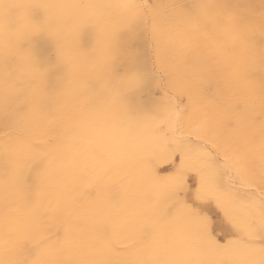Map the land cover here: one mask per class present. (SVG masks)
<instances>
[{
  "label": "snow or ice",
  "instance_id": "6c2138e0",
  "mask_svg": "<svg viewBox=\"0 0 264 264\" xmlns=\"http://www.w3.org/2000/svg\"><path fill=\"white\" fill-rule=\"evenodd\" d=\"M6 5L9 7L19 6L18 3L4 4L0 2V12H4ZM204 7V5H198V12ZM65 8L78 11L104 8L116 10L124 15L125 22L119 28L111 31L106 29L101 18L88 20L81 24V31L86 27H91L96 34V46L90 57L91 68L99 69L103 77L115 81V91L121 98L129 91L146 88L150 83H155L157 87L163 84L165 87L175 88L183 81L188 104L182 110L178 103L179 96H170L168 103L157 110L152 124L153 130L157 134H163L160 136L162 145H174L167 152V156L169 159L174 157L178 162L177 169L169 176L153 181L155 188L164 195L166 200L171 202L167 211L170 207H175L178 216L187 215L176 198V193L183 184L187 172L195 171L199 175L202 196L212 195L218 201H232L236 198L235 193L239 186L252 187L254 185L258 167L259 232L264 238V42L257 47L252 39L257 30L261 35H264V0H260L258 13L254 8L233 7V10L224 17L223 23L227 28L225 34L231 40L240 42L239 53L228 57L222 56L223 43L220 42L215 48L219 58L215 59L213 63L202 64L196 72H190L187 66H184L183 72H178L162 66L156 68L153 65L126 71L124 74H118L112 68L114 60L110 55V41L119 32L136 28L138 25L149 28L155 38L167 24L165 17L158 12V6L151 5L147 0H117L115 3L105 5H33L24 19L30 27V31L23 34L20 25L10 28L7 37L0 36V46L3 47L7 59L13 52L28 53L27 46L35 36H47L55 45L62 74L55 79H49L36 64L30 71H25L17 65L15 74H13L6 64L3 75H0V117H2L0 122L10 129V133H14V135L6 134L9 135L10 142L0 146V157H2L4 165L0 184L3 185L4 190L7 189L8 204L13 203L11 197L27 187L22 170L25 166L30 167L29 162L35 160L30 145L25 143L26 126L33 118L54 116L61 97L65 94L64 78L78 70V63L83 56V51L78 43H73L71 46L62 43L60 33L56 30V25L67 23L71 19L59 15L55 11ZM37 13L39 14L37 15ZM185 14L190 15L189 13ZM257 15L258 21L255 19ZM211 22L214 26L216 25L214 19ZM257 63H259L261 71L258 96L256 94L257 80L254 75ZM224 66L229 69V76L237 86L239 98L233 100L229 96L224 109L227 115L223 118L217 114L205 113L198 121H192V112L197 98L202 95L201 87H193L192 82H202L205 78H212L218 75ZM241 84H247L248 87L242 88ZM181 112L190 121L191 130L187 136L169 138L167 132L174 134L180 130ZM225 126L231 128L232 136L225 145L230 147L231 151L223 152L222 164L209 165L208 162L213 154L219 153L221 149L218 137ZM232 144L239 145L240 150L232 148ZM192 145L195 147L193 148ZM68 166L78 169L81 176L75 186L67 188L62 194L56 211L57 214L71 220L82 210L83 202L92 203V194L98 187V183L90 173L86 159L61 161L62 168ZM145 170L149 175H153L152 169L147 165ZM225 175L229 177L227 185L223 182ZM107 176L108 173L105 172V177ZM115 183L117 180H112L106 185V190L110 191L112 184ZM256 207L255 200L249 201L246 206L247 209ZM192 219L198 225V231L194 236L200 246L211 254H223L221 258L209 259L203 261L202 264H264V245L257 249L239 237L222 244L207 235L203 221L194 217ZM153 223L149 219L131 220L122 226L119 233L105 237L99 242L103 259L92 262L67 261L65 264H167L163 261L131 259L125 254L127 250L118 246L119 237L123 235L134 240L137 238L142 240L148 235ZM5 224H8V227L0 233V252L7 249L13 253V256L8 259L0 258V264H54L49 260L14 258L15 253L23 250L25 246L32 249L41 248L43 238L38 236V226L34 227L32 232L22 235L19 225H12V220L4 215L0 217V227L4 228ZM235 227L249 241L257 238L255 225L238 221L235 223ZM74 243L75 240L70 235V229H66L61 245ZM60 250L63 251V247ZM256 255H259V260L254 258Z\"/></svg>",
  "mask_w": 264,
  "mask_h": 264
},
{
  "label": "bare ground",
  "instance_id": "6f19581e",
  "mask_svg": "<svg viewBox=\"0 0 264 264\" xmlns=\"http://www.w3.org/2000/svg\"><path fill=\"white\" fill-rule=\"evenodd\" d=\"M114 1L116 2V0ZM204 1L209 5V9L211 11H213L214 9L216 14L221 13V15H226L229 12V10H233V8H231L230 6L227 7V5L230 4L224 1H220V0H204ZM0 2L4 4H8V3L19 4V6H11V7L6 5L4 12L3 13L0 12V32H1L2 30L5 29L9 30L10 28H16L17 20L15 16L20 13L21 15L24 14L23 16L24 18H21L24 20L29 13L28 7L29 6L31 7V5H40V4L68 5L67 2L68 3L71 2L74 4L77 1L75 0H0ZM147 2H149V0H147ZM151 2H153V5L158 6V12L162 14V16H164L165 12L167 11L166 6L164 5L165 0H151ZM235 2L237 1L236 0L232 1V5L233 6L236 5L238 7L239 5H237ZM164 9L166 10L164 11ZM55 11L59 15H64L71 18L67 23H60L56 25V30L60 33L61 36V42L62 43L78 42L82 46H84L85 40L88 38V36H90V33L91 35H93L92 28L86 27L84 28L83 31L77 32L75 23L80 18L79 17L75 18L78 15L77 13L72 12V11L75 12L76 10H73L72 8H65ZM7 14H9V17L4 19L5 16H7ZM83 16H84L83 23L88 22L89 19L88 18L85 19L86 15ZM122 18L124 19V17ZM159 18L160 17L158 16V19ZM255 19L257 21L259 20L258 15L257 17H255ZM121 20L117 21L116 28H119L121 26L122 24ZM27 27L28 30L26 31L28 33L30 31V27L29 26ZM168 28L170 29L169 26ZM171 28H173V26ZM147 30L150 29L138 25L136 26V28L121 31L118 33V35L115 36L116 37L115 68L120 66L123 67L126 71H131L142 68L144 66L149 67L147 63L149 47H147V45L144 44L140 46L139 44L140 47L136 49L133 46V42L138 40H134V41L131 40L132 37L142 34L141 32L149 35ZM167 31L168 30H166L165 32ZM160 34L161 33L159 32L156 35V37H159ZM6 35H8V33ZM150 35L153 36L151 32ZM150 35L149 37H151ZM254 42L256 46L259 47V44H257L258 42L256 41ZM30 44L32 46L31 51L28 54L25 53L17 57L18 61L19 62L32 61L33 66L34 64L39 65L40 71H42L43 74L49 79H55L57 76H60L62 74V69L59 65L58 59L55 65H51L47 63L45 60V55L48 52L56 51L55 45L53 44L52 40L47 36L37 35L31 40ZM232 46L234 51H236L237 53L240 52L241 48L237 49L236 48L237 45H235V43H232ZM85 51H89V50L85 49ZM170 51L168 53H170ZM160 54L161 53H159L158 55ZM90 57H91L90 55L87 56L88 66H91ZM2 58L3 56L1 57V59ZM10 61L11 60H9V62ZM12 62L13 59L11 63ZM254 73L260 79L261 71H260L259 63L256 64L254 68ZM113 85H114V92L116 95V133H115L116 138H113V144L108 149L112 147L113 149H116V161H114L113 159L114 154L111 153H109V156L113 159L112 161H110V159H106V160L102 159L99 157V155L96 156L93 160H91L90 158L94 157L93 149H96L95 147H93L92 150H90V153L86 155L78 154L80 157L78 159H86L88 161L90 173L93 174L94 178L97 180L98 185H103L110 179H117V178L121 179L120 181L122 187V191H121L122 194L116 195L112 192L113 190L112 191H107L106 189L101 190L99 194V198L98 200L96 199L97 200L96 202L93 201L94 203L92 202V204L88 205L87 208L84 209L82 213L79 212L80 213L79 215L71 219L72 220L71 226L66 227V225L64 224L66 229H70V235L75 240L74 244L62 246L61 242H58L57 239L55 240L53 236H50L48 233V229L44 228L42 225V220H46L48 222L62 223L63 225L62 221L64 220V216L57 214L56 208L58 207L62 198V194L65 192V190L71 186H75L79 182L81 176V173L79 172L78 169H74L69 176L67 177L64 176L63 168L61 167V161L66 162L74 159L73 149L77 148L75 144L72 142L71 136L68 135L66 131L65 133L67 134V137L63 138L58 144V149L60 151L59 154L53 157L52 159H50V162L48 163L49 171L47 175L49 177V180L46 183H42L44 184V189L32 188L27 185L26 188L21 189L20 193L11 197V199L13 200L12 204H8L7 195H5L4 193L3 194L5 196H3L2 198L0 197V209L2 210L5 209L6 211H8L7 213H9V210H17V208L20 207L21 203L25 204L23 209L25 212L28 213L29 217L27 222L23 224H19V227L22 230V235L25 233L32 232L33 228L38 226V236L39 237L46 236V240L48 243L46 245H48V248H46L45 255L41 254V256H43L41 260H46L45 256L47 255H50L49 257L47 256L49 259L51 258L54 259L53 260L54 264H57L58 262L56 261L61 257H64L65 260L64 255H66L67 257L66 261L92 262V261L101 260L104 258V256L100 248V244H99L100 241H102L105 237L114 236L115 234L119 233L122 226L127 222L131 220H144V219H149L154 222L151 229L152 235L151 238H149L150 241L148 244H144L145 242L144 243L141 242L142 244L141 243L138 244L139 238L134 240L128 238L126 235L119 237V241L122 242V246H123V242L125 243L129 242V244H131L130 242H132V244L134 243L136 245L134 246L133 249L128 250L125 253L131 259H137L141 261H163V262H167V264H202L203 261L209 259L221 258L223 254H211L208 251H206L204 248H202L200 244L196 241L194 235L198 231V225L193 221L192 219L193 217L196 218L197 220L203 221L207 235L213 239H216L222 244L227 243V241L229 240L237 239L239 237L244 242L251 244L257 249L262 245H264V238H262V234L259 232V207H258L259 197H260L259 178H258L259 168L257 167V179L255 180L254 185L252 187L239 186L236 189V193H235L236 198L232 201H223V200L218 201L212 195L202 196L201 188L199 186L200 184L199 175H197L196 173L197 176L196 178H194L193 173H195V171L187 172L185 174L183 184L180 186L178 192L176 193V198L178 199L179 203L183 206L187 215L178 216L176 210L168 209L167 211V207L171 202L166 200L164 195L161 194L155 188L153 181L154 179L167 177L177 169L178 162L175 160V158L173 157L172 159H169L167 156V152L170 151L171 147H174V145L165 144L163 150L160 148L161 135L157 134L155 130H153L152 128L153 111L151 112V110L149 111L147 109L145 110L144 107L139 103L140 102L139 92L141 90L129 91L125 93L123 98H121V96L118 95L117 92L115 91V82ZM242 86L246 88L248 87L247 84H241L240 87ZM235 87H237L236 84L232 81V79L229 78L227 80H224L220 87L218 88L214 87L212 91L213 92L212 96L206 100V103L213 108L214 114L219 115L221 118L227 115V113L224 111L228 103L227 98H229L231 94L235 97V99L239 98V95L235 96L233 94V89ZM64 92L65 94L61 97V99L64 97L67 98L73 97V95L75 94V92L72 93L70 86L68 88H64ZM256 94L257 96L259 95V80H257ZM157 106L159 109V105ZM59 110H60V104L56 108L54 116L58 113ZM156 112L157 111H155V114ZM195 113L196 110L194 108L192 114ZM124 114L125 115L127 114L126 115L127 118ZM54 116L51 118H45L48 119L46 121H43L44 118H36L37 121H35V123H38L39 125L53 124V121L55 122ZM51 119L53 121H51ZM198 120H196L195 118V121ZM184 123L186 122H183V124ZM141 126L142 128H140ZM48 128L50 127H44V128L41 127L42 130H46ZM184 128H186V126ZM182 130L185 131L184 129ZM6 132L7 133H4V137L2 138L0 146H3L5 143L10 142L9 135H6L8 134V131ZM103 132L104 130L102 128L95 129L92 132V134H94L95 136H100ZM36 133H34L33 131L27 128L24 133L25 143L30 145V149L32 153L34 148L40 146V144H38L35 141ZM229 133L230 136L228 137L226 136V138L218 137V142L221 149L219 153L213 154L212 158L208 162L209 165L214 166L223 163L224 159L222 158L221 153H223V148L226 147L230 148L228 146H225L232 136V133L231 132ZM174 134L179 137L183 135V133L179 131H177ZM97 140L101 141L102 139L97 138ZM192 147L194 148L195 145H192ZM232 148L240 150L239 145L237 144H232ZM51 149L54 150L53 148ZM153 157H155L157 161H154ZM129 158L132 159L128 160ZM256 163L258 164V160L256 161ZM125 165H130V167L124 168ZM146 165L152 169L153 175H149L147 173V171L145 170ZM0 166H3L2 157H0ZM39 167L40 165L38 166V168ZM29 170L23 172V176L26 181L29 180V179L27 180V178L34 180L36 179L37 176L34 175L35 172L32 171L33 168L31 171ZM105 172L108 173L107 177H105ZM2 176L3 175H1L0 177ZM223 182L225 183V185L229 183V177L227 175L223 177ZM1 188L4 189L3 186H0V191ZM252 200L256 201L257 207L255 209H247L246 206L249 204V201ZM238 221L242 223L246 222L255 225L257 230V238L255 240L249 241L246 236H243L242 233H240L235 227V223ZM68 225L70 224L68 223ZM4 227H6V225ZM6 229L7 227L2 228L0 233H2V231ZM147 239L148 238H146V240ZM62 247H63V251L60 250ZM128 247L129 246H127L126 248L128 249ZM11 253H12L11 251L5 249L4 251L0 252V258L8 259L9 257L12 256ZM254 258L259 260V255H256ZM29 259L30 258L28 257V260Z\"/></svg>",
  "mask_w": 264,
  "mask_h": 264
},
{
  "label": "rangeland",
  "instance_id": "374dc122",
  "mask_svg": "<svg viewBox=\"0 0 264 264\" xmlns=\"http://www.w3.org/2000/svg\"><path fill=\"white\" fill-rule=\"evenodd\" d=\"M75 1H77V2L74 4L105 5V4H109V3H115L114 0H107V1H105V0L104 1H102V0H75ZM220 1H224L228 4H230V5H227V7H229V6L231 8L237 7L236 5H234V6L232 5V1H235V0H220ZM236 1L237 2H235V3L237 5H239L238 7L241 9H249V8L254 7L256 12L257 13L259 12L260 0H236ZM116 2H117V0H116ZM148 3L153 5V2H151V0H149ZM67 4L72 5L73 3L67 2ZM164 5L166 6L167 11L165 12L163 17H165V23H167V24H166L165 28L163 29V31L160 32L162 35L160 34L159 37L154 38L153 36L150 35L151 31L147 30L151 37H149V35L141 32L142 34H139V35L131 38V40H133V41L138 40V41L133 42L134 48L137 49L143 44L147 45V47H149L148 48V62H147L149 67H152L153 65H155L156 68H160L161 66L162 67L164 66V68H166V69L167 68L170 70L174 69L178 72H183L184 66H187V68L189 69L190 72H196L202 64L213 63L215 59L219 58L217 56V52L215 50L216 45L218 43H220V42L223 43V50H222L221 55L224 57L230 56L231 52H232V54H235L236 51L233 50L232 43H235V45H237L236 46L237 49L241 48L239 41H233L230 39L229 36H227L225 34L227 31L226 25L223 23L225 15H221V13L216 14L214 9H213L214 12L211 11L209 9V5L207 3H205L204 0H165ZM198 5H204L205 7L198 12ZM32 6L33 5H31V7L30 6L28 7V12L32 9ZM166 9H164V11ZM223 9H225V8H223ZM229 11H231V10H229ZM72 12L77 13L78 16H76L75 18H78V17L80 18L75 23L77 32L81 31V24L83 23V17H84L83 15H86L85 19L88 18L89 20H95L97 18H101L103 20V25L106 27V29L108 31L116 29V23L118 20H121V19L124 20L125 19L124 15L122 13H119L116 10H112V9H104V8L87 9V10H79V11L76 10L75 12L74 11H72ZM185 13H189L190 15H186ZM38 14L39 13H37V15ZM23 16H24V14L21 15V13L17 14L15 16V18L17 20V26L16 27H18L20 25L21 29H22V33L27 34L26 30H28V27H27L28 25L25 23V20L21 19V18H24ZM8 17H9V14H7V16H5L4 19H6ZM122 17H124V19ZM213 19L216 21L215 26L211 22ZM122 20H121V22L124 23L125 20L124 21H122ZM168 26L170 27V29L168 28ZM172 26H173V28H171ZM5 30H2L0 32V34H1L0 36L7 37L6 34L8 33V30H6V31ZM166 30H168V31L165 32ZM164 32H165V34H164ZM201 36H203V37H201ZM252 38L254 41L258 42L257 44H259V45H260V43L264 42V36L261 35L258 30L256 31V33L254 34V36ZM139 41H141V42H139ZM115 42H116V37H114L110 41V55L114 60L112 68L116 73L124 74L126 72V70L123 67L118 66L115 68V66H116V55H115L116 44H115ZM63 43L68 45V46H71L73 43H78V42H72V43L63 42ZM78 44L83 51L82 59L78 63V70L74 74H72L71 76H65V78H64V86H65L64 88H68L70 86L72 93L75 92V94L73 95V97H68V98L64 97L61 99L60 110L54 116L55 122L51 119V121H53V124L39 125L38 123H35V121H37V119L33 118V120L26 126L27 129H30L34 133L37 132L36 137H35V139H36L35 141L38 144H40V146H37L33 150V154L35 156L34 162H29L31 164V166L30 167L25 166V168L22 170L23 172H26L29 169H30L29 171H31L33 168L32 171H34L35 174L33 172L32 173L35 176L37 175L36 179H34V180L27 178V180L29 179L27 181V185L32 187V188L44 189V184H42V183H46L49 180V177L47 175L48 171H49L48 170L49 169L48 163L50 162V159H52L53 157H55L59 154L60 151L58 149V144L63 138L67 137V134L71 136L72 142L77 147L76 149H73L74 159L80 158L79 155H81V154L86 155V154L90 153V150H92V148L95 147L96 149H93L94 157L90 158L91 160H93L96 156L99 155V157L102 159H105V160L110 159V161H112L114 159V161H116V149H113V147L108 149L113 144V138H116V134H115L116 133V95L114 92V85H113L115 81L108 80L107 78L103 77L99 69H92L91 66H88V64H87V56L92 55V53L95 49V46H96V34H95V32L93 31V35H91V33H90V36H88V38L85 40L84 46H82L80 43H78ZM139 44H140V46H139ZM27 47L29 48V51H28V53H29L31 51L32 46L30 44ZM0 48H1L0 54L2 53L0 56V60H1L0 61V63H1L0 64V75H3L6 64L8 65V68L10 69V71L13 72V74H15V70H16L17 65H19L25 71L32 70V68H33V62L32 61L19 62L17 59V57L25 54L24 52H15V53L13 52L15 55L12 53L6 59V53H5L4 49L2 48V46H0ZM85 49H87L89 51H85ZM150 49H151V51H150ZM162 49H163V51H162ZM168 50L169 51L171 50L170 53H168L169 52ZM3 52H4V54H3ZM28 53H26V54H28ZM159 53H161V54L158 55ZM165 55L166 56L168 55V56L166 57ZM2 56H3V58L1 59ZM14 57H16V58H14ZM11 58L13 59L12 63H11V61H12ZM8 59L11 61L9 62ZM162 59H164V60H162ZM2 60H4L5 62ZM45 60L47 63H49L51 65H55L56 61H57L56 51L48 52L45 55ZM2 62H3V64H2ZM164 63L166 66L164 65ZM9 66H11V67L13 66V67L11 68ZM254 75L256 77V80H259V77L255 73H254ZM228 78L231 79V77L229 76V69L227 68V66H224L220 69L218 75H216L212 78H205V79H203L202 82L201 81H193L192 82L193 87H201V89H202V95L197 98V101H196V104L194 107L196 110V113L192 114V117H193L192 121H195V118H196V120H198L201 117V115L205 114V113L214 114L213 108L210 107L206 103V100L212 96V94H213L212 91H213L214 87L215 88L220 87L222 82L224 80H227ZM156 79L158 80V76ZM209 82L210 83L213 82V83L210 84ZM242 88H246V87L242 86ZM149 89H150V91H149ZM170 89H171V91H170ZM185 92H186V89L183 86V81H181V83L175 88H172V87L170 88V86L165 87L162 84H161V87H157V86H155V83H150L146 88L142 89L139 92L140 93V96H139L140 102L139 103L144 107L145 110L147 109L148 111L149 110H151V112L153 111L152 115L154 118L155 111L158 110L157 105H159V108H160L162 105H165V103H168L170 96H179L178 103L180 104V108L183 110L185 108V106L188 104V98H187V95L185 94ZM233 94L235 96L238 95L237 87H235L233 89ZM230 96L232 97L233 100H235V97L232 94ZM154 102H156V103H154ZM227 102H228V98H227ZM155 105H156V107H155ZM204 106H206V107H204ZM209 109L212 111H210ZM126 118H127V116H126ZM0 120H2V117H0ZM46 120H48V119H45V118L43 119V121H46ZM183 122H186V123H184L185 125L183 124ZM185 126H186V128H184ZM190 126H192L190 121L183 115V112H181L179 132H182L183 136L184 135L187 136L189 130H191V129H189V128H191ZM41 127L42 128L50 127V128H48L46 130H42ZM101 128L104 130V132L100 136H95L94 134H92V132L95 129H101ZM140 128H142V126ZM182 129H184L185 131H183ZM6 131H8V134L14 135V133H10L9 128L5 127L3 125V123L0 122V143L2 141V138L4 137V133H7ZM65 131L67 132V134L65 133ZM229 132H231V128L229 126H225V129L223 128L219 137L220 138H226V136L227 137L230 136ZM223 134H225V135H223ZM160 135L162 136L163 134H160ZM167 135L171 136V137L169 136V138L179 137V136H177L171 132H167ZM97 138H101L102 140L99 141V140H97ZM194 139L195 138L193 137V140ZM35 141H34V143H35ZM87 147H90L91 149L87 148ZM164 147H165V144L160 145V148L162 150L164 149ZM51 148H53L54 150H52ZM224 151L230 152L231 148H227V147L223 148V152ZM109 153L114 154L113 159L109 156ZM221 156L224 159L223 153H221ZM131 159L132 158H129L128 160H131ZM153 159H154V161H157V159L155 157H153ZM39 165H40V167L38 168ZM128 167H130V165L124 166V168H128ZM44 170L46 171V173ZM73 170L74 169L69 167V166L63 168L64 176H66V177L69 176L73 172ZM3 173H4V165L0 166V176L3 175ZM43 174H45V175H43ZM196 176H197L196 172L193 173V177L196 178ZM45 177H46V180H45ZM42 179H43V181H42ZM32 180L34 182L36 181L35 184ZM44 180H45V182H44ZM112 180H114V179L108 180L103 185H98V187L96 188V190L92 194V198H91L92 202L93 201L96 202L98 200L101 190L106 189V185H108ZM116 180H117V183L112 184L110 191L113 190L112 192L116 195L122 194L121 193L122 187H121V181H120L121 179L117 178ZM29 181H32V182H29ZM0 186H3V185L0 184ZM3 193L5 195H7V189L4 190L3 188H1V191H0V195H1L0 197L1 198L3 196H5ZM83 204L84 205L81 206L82 210L80 211V213H82L84 211V209H86L87 206L92 204V203L85 201V202H83ZM170 204L168 206H170ZM24 205H25L24 203H21L20 207H18L17 210H9V213H7L8 211H6L5 209H3V210L0 209V217H3L5 214V216H8L12 220V225H19V224L25 223V222H27L29 216H28V213L25 212L23 209ZM169 209L175 210V207H170ZM80 213H78L77 215H79ZM77 215H75L74 217H76ZM71 221L72 220H69L66 217H64V220L62 221L63 222V225H62V223L48 222L46 220H42V225L44 228L48 229V233L50 236H53V238H55V240L57 239L58 242H62L66 227L72 225ZM68 223L70 225H68ZM64 224L66 225V227ZM5 225H6V227H8V224H5ZM6 227H4V228H6ZM151 229L152 228L149 229L148 235H146L142 239V241H140L141 239L138 240V244L141 242L142 243L145 242L144 244L149 243V241H150L149 238H151V235H152ZM1 230H2V227H0V231ZM56 235H57V237H56ZM42 238H43V241H42L41 248H39L37 250V249L27 248V246H25V248L23 249L24 251L21 250L19 252H16L14 258H16V259H21V258L26 259L27 258V260H28V257L30 258L29 260L43 258V256H41V254L45 255L46 248H48V245H46V244H48V243L46 240V236H44ZM146 238H148L149 240L148 239L146 240ZM119 243H118V246L120 248L127 250V251L133 249L134 246H136L134 243L132 244V242H130L131 244H129V242L128 243L126 242L127 244L125 242H123V246H122V242L119 241ZM124 246H126V247L129 246V247L127 249ZM28 249H29V251H28ZM20 252H22V253H20ZM11 254L13 256V253H11ZM25 254H26V256H25ZM27 255H28V257H27ZM47 256L49 257L50 255H47ZM47 256H45L46 260L48 258ZM64 256H65V260H64V257H61L60 259H58L56 261V262H58L57 264H65V262H67L66 261L67 257H66V255H64ZM48 260L53 261L54 259L48 258ZM61 261H62V263H61Z\"/></svg>",
  "mask_w": 264,
  "mask_h": 264
}]
</instances>
